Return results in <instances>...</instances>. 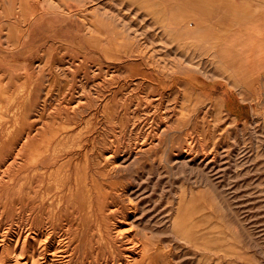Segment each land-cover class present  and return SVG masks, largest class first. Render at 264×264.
Instances as JSON below:
<instances>
[{"label": "rangeland", "instance_id": "1", "mask_svg": "<svg viewBox=\"0 0 264 264\" xmlns=\"http://www.w3.org/2000/svg\"><path fill=\"white\" fill-rule=\"evenodd\" d=\"M103 2L0 0V57L7 63L0 66V105L18 112L12 119L0 113V238L15 239L22 229L34 244L30 228L49 224L66 235L68 264H149L141 255H153L151 264H264V84L245 87L249 102L241 104V77L219 81L228 72L213 49L175 39L160 8ZM25 112L38 121L36 138L11 165L32 128L23 124ZM50 141L63 155L52 174L41 172L46 180L56 186L70 172L110 196L90 229L82 217L77 223L44 209L53 196L43 199L28 184L19 199L17 186H9Z\"/></svg>", "mask_w": 264, "mask_h": 264}, {"label": "bare ground", "instance_id": "2", "mask_svg": "<svg viewBox=\"0 0 264 264\" xmlns=\"http://www.w3.org/2000/svg\"><path fill=\"white\" fill-rule=\"evenodd\" d=\"M1 19V18H0ZM1 22V21H0ZM2 28V27H1ZM4 28V27H3ZM2 32V31H1ZM11 35V34H10ZM5 36V34H4ZM7 38V37H6ZM14 41V39H12ZM9 41V40H8ZM18 43V42H17ZM3 44V43H2ZM5 44V43H4ZM10 44V43H9ZM8 45V44H7ZM13 45V44H12ZM19 45V44H18ZM4 46V45H3ZM10 46V45H9ZM16 46V45H15ZM18 47V46H17ZM12 51V50H11ZM47 52V51H46ZM2 57V56H1ZM0 57V66L2 64H7L6 61L4 60V58ZM22 69L24 68V65H19ZM1 70V69H0ZM25 71H28L27 69H24ZM33 71V70H32ZM34 73V72H33ZM45 73V72H44ZM8 74V73H7ZM10 74V73H9ZM8 74V75H9ZM19 72H14L13 74H11V76H17L19 77ZM41 74V72H40ZM39 74V75H40ZM48 74V73H47ZM7 77H10V75ZM26 76V78L28 77V74H24ZM32 75V74H31ZM23 76V75H22ZM41 76V75H40ZM47 76V75H46ZM5 77V76H4ZM14 77V78H15ZM30 77V76H29ZM43 79V76H41ZM45 77V76H44ZM20 78V77H19ZM16 80V79H15ZM30 80V79H29ZM21 83V81H20ZM31 83V82H30ZM44 83V82H43ZM23 84V83H22ZM18 85V84H17ZM72 85V84H71ZM28 86V85H26ZM40 86V85H39ZM55 86V85H54ZM57 86V85H56ZM61 86V85H60ZM6 86L4 85L3 81L0 79V92L5 95V88ZM30 87V86H29ZM58 87V86H57ZM56 87V88H57ZM84 87V86H83ZM9 89V88H8ZM14 89V88H13ZM75 89V88H74ZM111 89V88H110ZM16 90V88H15ZM28 90V89H27ZM35 90V89H34ZM52 90V88H51ZM22 91V89H21ZM85 92V91H84ZM12 93V92H11ZM15 93V92H14ZM27 93V92H26ZM33 90H29L28 91V102L29 103H33L32 99H33ZM42 93V92H41ZM21 94V93H20ZM35 94V93H34ZM37 95V94H36ZM87 95V94H86ZM1 96V95H0ZM10 96V95H9ZM20 96V95H19ZM18 96V97H19ZM25 96V95H24ZM39 96V95H38ZM21 98V97H20ZM40 98V97H39ZM51 98V97H50ZM18 99V98H17ZM24 99V98H23ZM52 99V98H51ZM41 100V99H40ZM16 101V100H15ZM35 101V99H34ZM114 101V100H113ZM5 101H2V103L4 104ZM18 102V101H17ZM39 102V101H38ZM115 102V101H114ZM0 103V104H2ZM15 104V103H13ZM46 104V103H45ZM44 104V105H45ZM16 105V104H15ZM38 105V104H37ZM91 105V104H90ZM2 105H0V113L2 114V116L4 118H9L12 119L10 116H15L18 112H12L14 110V108H8V107H1ZM14 106V105H13ZM18 107V106H16ZM20 107V106H19ZM103 107V106H102ZM111 107V106H110ZM114 107V106H113ZM104 108V107H103ZM112 108V107H111ZM116 108V107H115ZM29 109V108H28ZM113 109V108H112ZM30 110V109H29ZM111 110V109H110ZM18 111V110H17ZM33 111V109H32ZM31 111V112H32ZM31 112H25L22 116L23 119V124L27 125L29 123L30 127L32 126V128L28 131H26V135H25V141H23V145H21L17 151L14 153V156L12 158L11 161V165H13V161H15L17 158H20V155L25 156L24 153V148L25 145H30L34 142L36 135L34 134V131L38 130V129H34V124L35 122L38 121H30V119L33 117L31 115ZM42 112V111H41ZM41 112H40V116H41ZM109 112V111H108ZM14 113V114H12ZM33 113V112H32ZM110 113H112V111H110ZM45 114V111H44ZM118 114V113H117ZM38 115V114H37ZM43 115V114H42ZM18 116V115H17ZM45 116V115H44ZM118 116V115H117ZM42 117V116H41ZM83 117V116H82ZM14 118V117H13ZM19 118V117H18ZM16 119V118H15ZM38 119V118H37ZM36 119V120H37ZM63 119V117H62ZM110 119V118H108ZM1 120V119H0ZM33 120V119H32ZM68 120V119H67ZM7 122V120H5ZM12 121V120H11ZM18 121V120H17ZM16 121V123H17ZM41 121V120H40ZM1 122V121H0ZM19 122V121H18ZM43 122V121H42ZM55 122V121H54ZM66 122V121H64ZM14 123V122H13ZM47 123V122H45ZM53 123V122H52ZM51 123V124H52ZM10 124V123H9ZM48 124V123H47ZM46 124V125H47ZM6 126V124H5ZM10 126V125H8ZM15 126V125H14ZM12 127V126H11ZM38 127V126H37ZM49 127V126H48ZM15 128V127H14ZM53 128V127H52ZM90 128V127H89ZM8 129V127L6 128ZM49 129V128H48ZM11 129H9L10 131ZM47 130V129H46ZM55 130V129H54ZM45 131V130H44ZM58 131V130H57ZM6 132V131H5ZM47 132V131H46ZM50 132V131H49ZM72 132V130H71ZM80 133V132H79ZM12 134V132H11ZM47 134V133H46ZM51 134V133H50ZM59 134V133H58ZM52 135V134H51ZM9 136V134H8ZM42 136V135H41ZM45 136V135H44ZM57 136V135H56ZM75 136V135H74ZM4 137V136H3ZM53 137V136H52ZM78 137V135H77ZM87 137H89L87 135ZM8 138V137H7ZM24 138V137H23ZM40 139V138H39ZM54 139V138H53ZM63 139V138H62ZM74 139V137H73ZM1 140V139H0ZM4 140V139H2ZM47 140V139H46ZM55 140V139H54ZM60 140V139H59ZM82 140V139H81ZM64 141V140H63ZM62 141V142H63ZM37 142V139H36ZM60 142V141H59ZM65 142H67V140H65ZM77 142V141H76ZM51 141L49 142L48 146L46 147H41V149H38V151L36 152L35 156L33 157V162L31 163V165L28 164H22L20 167V172L19 173H26L25 176H23L22 178H20L17 181V177L16 182L9 184L10 188H15L17 186V188H15L14 190L16 191L15 194L19 199H23V193H27V187L26 185L30 184L28 186V188L31 190V192L35 193L36 195H42L43 199L53 196V199L48 202V203H42V207L44 209L47 208H52V210H61V214L65 213L67 216H71L73 217V220L76 221L77 223L79 222V220L81 219V217L84 220V223H86V225H88V228H91L92 225V218H98L105 209H103V207L108 206V198H110V196L108 195V193H105L103 191V187L99 188L97 186L92 187L89 186L90 182H87L86 179L83 180L81 182V185L79 184V180L72 179V174L69 172L67 173L64 177L62 178H56V186H53V182L51 180H46V178L43 176L44 174H46L48 171L52 172V168L55 167L58 162H59V157L62 156L63 154L59 155V150L57 148V146L54 147V149H52V144H50ZM85 143V142H84ZM20 144V143H19ZM64 144V142H63ZM69 144H72L71 142ZM68 144V145H69ZM1 145V143H0ZM60 145V143H59ZM62 145V143H61ZM66 145V144H65ZM67 145V146H68ZM6 146V144H5ZM64 146V145H63ZM73 146V145H72ZM86 147V146H85ZM60 148V147H59ZM63 148V147H62ZM71 148V147H70ZM94 148V147H93ZM61 149V148H60ZM64 149V148H63ZM83 149V148H81ZM1 151V150H0ZM3 151V150H2ZM64 151V150H63ZM82 151V150H81ZM66 152V151H65ZM63 152V153H65ZM80 152V151H79ZM93 152V151H92ZM61 153V152H60ZM67 153V152H66ZM3 154V153H2ZM5 155V154H3ZM27 155V154H26ZM29 155V153H28ZM118 155V153H117ZM79 156V154L77 155ZM108 156V155H107ZM111 157L108 156L107 159H109ZM122 158V157H121ZM27 159V158H26ZM31 158H29L30 160ZM81 159V158H80ZM117 159V158H116ZM32 160V159H31ZM94 160V159H93ZM17 161V160H16ZM25 161V160H24ZM125 162V161H124ZM177 162V161H176ZM28 163V162H27ZM67 163H71V158L63 161L58 169L56 170V173H59L61 167L64 164ZM8 164V163H7ZM89 164V163H88ZM10 165V166H11ZM18 166V165H17ZM88 166V165H87ZM32 167V168H30ZM89 167V166H88ZM67 168V167H66ZM30 169L32 171V174H30ZM52 169V170H51ZM67 170V169H66ZM12 171V170H11ZM14 171V170H13ZM43 171V175L41 174V172ZM28 172V174H27ZM73 172V171H72ZM16 173V172H15ZM12 174V173H11ZM50 174V175H51ZM6 175V174H5ZM13 175V174H12ZM30 175L32 176L31 180H29L28 178L30 177ZM48 175V176H50ZM4 176V175H3ZM117 176V175H116ZM55 177V176H54ZM48 178V177H47ZM51 178V177H50ZM49 178V179H50ZM54 178L52 177V180ZM124 180V179H123ZM122 180V181H123ZM30 181V182H29ZM29 182V183H28ZM92 183H94L92 181ZM14 184V185H13ZM115 184V183H114ZM55 185V184H54ZM83 187L84 192L81 190V188ZM126 187V186H125ZM127 189V188H126ZM55 190V191H54ZM11 192V191H10ZM39 192V193H38ZM123 192V191H122ZM12 193V192H11ZM121 193V192H120ZM129 193V192H128ZM116 194V193H114ZM117 195V194H116ZM116 195L113 196L112 198H114L116 200ZM130 195V194H129ZM4 197V196H1ZM42 199V201H43ZM122 200V199H121ZM126 200V199H125ZM128 201V200H127ZM126 201V202H127ZM45 202V201H44ZM30 204V203H29ZM88 207V210L86 209ZM181 206V203L179 204ZM110 206L114 207V204H111ZM42 209V208H41ZM178 209V208H177ZM35 210V208H34ZM40 210V209H39ZM54 212V211H53ZM37 213V212H36ZM59 214V213H58ZM135 214V213H134ZM64 215V214H63ZM5 217V216H4ZM38 217V216H37ZM22 218V217H21ZM125 221L128 223V225H132L133 221L130 220V218L128 216L125 217ZM28 222V221H27ZM36 222V221H35ZM53 220L50 222L52 223ZM82 222V221H81ZM97 222V220H96ZM77 223H72L73 226L78 225ZM40 225V224H39ZM81 225V224H80ZM79 225V226H80ZM35 229L32 227L30 228L31 231H34V237L33 239L35 240V243L33 244L32 241L28 240V235L25 236V234H21L22 229H20L17 233L19 234H15V239H12L14 237V234H12L13 236L8 237L7 240H5V234H2L0 238V264H68L69 260H70V256L71 254L69 253V251L64 247V242L66 240V235L60 232H53L49 231L47 228H49V224L48 227L44 226L43 227H39L38 224L35 225ZM41 226V225H40ZM78 226V227H79ZM100 226V225H99ZM68 229H71V227L69 226ZM122 229V228H121ZM77 231V230H76ZM114 232V231H113ZM124 232V230H122L119 233ZM203 232V231H202ZM57 233V234H56ZM96 235V234H95ZM203 235V234H202ZM201 235V236H202ZM85 236V235H84ZM97 236V235H96ZM98 238V237H97ZM92 240V239H91ZM127 241L129 243H132L131 248L133 249L135 247V244L133 243L131 237L127 238ZM99 243V242H98ZM76 244V243H75ZM103 244V243H101ZM99 244V245H101ZM104 245V244H103ZM105 246V245H104ZM110 246L113 248V252L112 254H116V247L115 245L110 244ZM154 246V245H152ZM83 247V246H82ZM101 248V247H100ZM5 249H7V251H5ZM76 249V248H75ZM104 249V247H103ZM87 250V249H86ZM110 250V249H109ZM153 251V250H152ZM80 253V251H79ZM108 254V252H107ZM79 255V254H78ZM96 255V254H95ZM99 256V255H98ZM129 256V255H128ZM69 257V259H67ZM79 257V256H78ZM110 258V257H109ZM143 258V259H142ZM151 258H153V255L148 256L145 255L142 256L141 255V260L142 263H145V259L146 261L151 264L152 260ZM67 260V261H66ZM76 261V260H75ZM114 260H108L106 259L105 262L100 263V264H114ZM99 263V262H98ZM137 264V263H135Z\"/></svg>", "mask_w": 264, "mask_h": 264}, {"label": "crops", "instance_id": "3", "mask_svg": "<svg viewBox=\"0 0 264 264\" xmlns=\"http://www.w3.org/2000/svg\"><path fill=\"white\" fill-rule=\"evenodd\" d=\"M98 1H104V6L111 9L160 8V22L166 24V31L175 39L189 38L194 46L213 49V55L224 67L221 70L228 72L219 81L229 83L241 77V104L249 102L244 98L245 87L252 88L259 80L264 84V0Z\"/></svg>", "mask_w": 264, "mask_h": 264}]
</instances>
